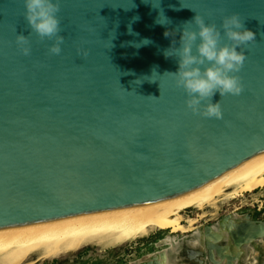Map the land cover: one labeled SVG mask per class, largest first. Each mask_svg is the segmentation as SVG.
<instances>
[{
    "label": "water",
    "instance_id": "1",
    "mask_svg": "<svg viewBox=\"0 0 264 264\" xmlns=\"http://www.w3.org/2000/svg\"><path fill=\"white\" fill-rule=\"evenodd\" d=\"M60 9L64 42L51 55L54 40L31 30L24 0H0V229L176 196L264 153V0H60ZM233 13L256 36L236 73L243 91L217 93L222 118H206L163 75L177 70L164 50L180 39L164 33L195 14L219 28Z\"/></svg>",
    "mask_w": 264,
    "mask_h": 264
},
{
    "label": "bare ground",
    "instance_id": "2",
    "mask_svg": "<svg viewBox=\"0 0 264 264\" xmlns=\"http://www.w3.org/2000/svg\"><path fill=\"white\" fill-rule=\"evenodd\" d=\"M263 188L264 153L250 157L215 179L176 196L2 228L0 264H37L41 260L75 253L87 245L125 244L157 231H165L157 243L163 245L164 250L136 264H176L182 258H185L182 264H206L207 258L211 261L220 259L224 263V256L231 251L247 255L246 264H264V245L258 244L264 239V227L251 231L254 221L244 224L248 220L237 218L238 209L214 224L204 225L200 221L206 218L208 207L237 199L243 193L256 194ZM261 203L264 204V196ZM191 209L202 210L199 220L192 217L184 219V213ZM188 233L192 234L185 235ZM221 241L233 243V248L218 247ZM34 255H38L37 260L31 259Z\"/></svg>",
    "mask_w": 264,
    "mask_h": 264
},
{
    "label": "clouds",
    "instance_id": "3",
    "mask_svg": "<svg viewBox=\"0 0 264 264\" xmlns=\"http://www.w3.org/2000/svg\"><path fill=\"white\" fill-rule=\"evenodd\" d=\"M24 7V17L31 30L41 40H54L48 52L51 55H59L64 42V37L60 35L58 18L61 10L60 0H24ZM157 23L163 24L159 19ZM193 23L195 29L191 27ZM184 24L186 26L179 31L164 33L165 37H169L179 32L180 39L178 47L177 41L173 39L172 46L164 50L165 58L175 57L177 70L165 72L163 75L171 76L175 86L184 89L188 96L185 103L192 113L221 119L220 102H213L212 98L217 93L220 97L239 96L242 93L243 84L236 73L240 72L246 60L243 46L256 40L255 33L245 28L238 13L224 16L219 28L215 23H206L204 18L197 14ZM221 29L223 37L231 43L221 44ZM129 32L131 33L130 25ZM15 42L23 55H31L28 36L18 34ZM83 55L86 56L87 52Z\"/></svg>",
    "mask_w": 264,
    "mask_h": 264
},
{
    "label": "rangeland",
    "instance_id": "4",
    "mask_svg": "<svg viewBox=\"0 0 264 264\" xmlns=\"http://www.w3.org/2000/svg\"><path fill=\"white\" fill-rule=\"evenodd\" d=\"M260 191H263V193H260ZM263 196L264 188L259 189L256 194L249 192L243 193L237 199H228L218 203L216 207H208L206 209L207 216L203 220H200L201 224H214L220 218H228L235 209H238L237 218L244 217L245 219H242L243 221L248 220L244 224L253 220L251 231H257L261 227H264V204L261 203ZM201 215L202 210L191 209L184 213V219L192 217L199 220ZM195 226L192 231H194ZM164 233L165 231L150 232L148 237H141L125 244H91L79 249L75 253L62 255L60 258L41 260L37 264H136L143 262L144 259L153 255L155 252L160 253L164 250L163 245L157 244L164 237ZM191 234L188 233L185 235L188 236ZM180 236H183V234H180ZM259 243L264 245V239L258 241ZM217 245L218 247L228 246V249H232L234 244H227L225 241H221ZM231 257L233 258L231 259ZM31 259L37 260L38 255H34ZM224 259L225 262L223 263L220 259L218 261H211L207 258L206 264H232L230 259L234 264H246L248 256H244L239 251L236 254L231 251L227 252ZM184 261L185 258H182V261L180 260L176 264H182Z\"/></svg>",
    "mask_w": 264,
    "mask_h": 264
}]
</instances>
